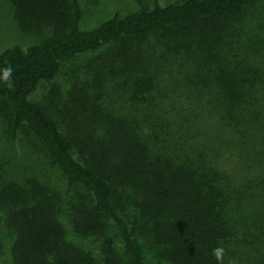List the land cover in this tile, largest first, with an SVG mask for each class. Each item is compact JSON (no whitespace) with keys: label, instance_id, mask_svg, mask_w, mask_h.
Listing matches in <instances>:
<instances>
[{"label":"trees","instance_id":"16d2710c","mask_svg":"<svg viewBox=\"0 0 264 264\" xmlns=\"http://www.w3.org/2000/svg\"><path fill=\"white\" fill-rule=\"evenodd\" d=\"M5 1L21 31L50 34L0 52V69L12 70V86L0 83V115L13 140L25 129L40 142L67 192L90 195L94 222L113 228L122 252L102 247L96 261L66 240L42 188L8 184L0 204L13 231L10 264H215L218 244L225 264H241L264 248V65L235 48L232 24L254 0H152L150 8L136 0L137 10L87 30L79 0ZM99 50L100 66L129 95L125 112L89 114L73 92L62 127L28 99L63 61ZM179 72L198 85L205 110L170 97ZM58 97L53 85L45 99Z\"/></svg>","mask_w":264,"mask_h":264},{"label":"rangeland","instance_id":"374dc122","mask_svg":"<svg viewBox=\"0 0 264 264\" xmlns=\"http://www.w3.org/2000/svg\"><path fill=\"white\" fill-rule=\"evenodd\" d=\"M150 8L152 0H141ZM162 4L180 0H159ZM82 9L80 28L91 29L111 17L114 13L124 15L138 9L136 0H79ZM236 28L234 46L239 49L245 60L251 61L259 69L264 65V0H254L253 5L243 15L232 21ZM49 31L40 33L23 32L12 17L11 7L5 0H0V52L15 44L28 46L39 43ZM153 39H148L151 44ZM104 51L85 53L61 63L59 72L49 81H41L28 96L30 101L44 105L57 123L64 127V115L71 101L70 94L80 93L93 111L114 112L121 114L132 105L127 102L129 95L109 69L98 62ZM181 86L170 97H186L193 105L206 108V101L200 106L198 85H189L183 72H179ZM193 79V76H191ZM55 85L59 97L53 105L46 102L49 89ZM169 93L168 89H164ZM179 104V102H177ZM136 108V107H134ZM88 114V112H87ZM12 184L29 189L42 188L47 197H52L57 207L58 218L63 227L66 240L80 249L87 251L100 261L102 247L122 255L121 246L113 228L109 225L98 227L92 215V199L79 187L67 192V185L60 172L50 167L43 146L25 129L16 133L14 140L10 125L0 115V187ZM51 195V196H50ZM5 213L0 204V264H10L9 249L13 241V231L6 225ZM251 252V251H250ZM250 252L247 254L249 255ZM148 259L150 257L148 256ZM125 262V261H124ZM241 264H264V248L252 252Z\"/></svg>","mask_w":264,"mask_h":264},{"label":"clouds","instance_id":"9594fccd","mask_svg":"<svg viewBox=\"0 0 264 264\" xmlns=\"http://www.w3.org/2000/svg\"><path fill=\"white\" fill-rule=\"evenodd\" d=\"M11 71V68L8 67L0 69V83H5L8 87L12 86V81L10 79ZM211 256L215 261V264H225L224 246L222 244H218L216 247L212 248ZM229 264H236V261L233 259L229 262Z\"/></svg>","mask_w":264,"mask_h":264}]
</instances>
